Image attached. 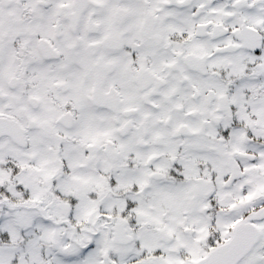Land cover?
<instances>
[{
  "label": "snow or ice",
  "instance_id": "6c2138e0",
  "mask_svg": "<svg viewBox=\"0 0 264 264\" xmlns=\"http://www.w3.org/2000/svg\"><path fill=\"white\" fill-rule=\"evenodd\" d=\"M0 264H264V0H0Z\"/></svg>",
  "mask_w": 264,
  "mask_h": 264
}]
</instances>
